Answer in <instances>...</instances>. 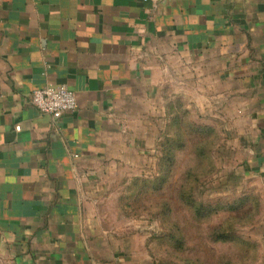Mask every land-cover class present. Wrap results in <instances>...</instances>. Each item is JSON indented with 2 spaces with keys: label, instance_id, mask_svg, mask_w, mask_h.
<instances>
[{
  "label": "crops",
  "instance_id": "0c3cea01",
  "mask_svg": "<svg viewBox=\"0 0 264 264\" xmlns=\"http://www.w3.org/2000/svg\"><path fill=\"white\" fill-rule=\"evenodd\" d=\"M182 66L264 189V0H0L1 261L114 264L97 227L104 179L155 146L154 102ZM53 85L76 111L34 106Z\"/></svg>",
  "mask_w": 264,
  "mask_h": 264
},
{
  "label": "rangeland",
  "instance_id": "374dc122",
  "mask_svg": "<svg viewBox=\"0 0 264 264\" xmlns=\"http://www.w3.org/2000/svg\"><path fill=\"white\" fill-rule=\"evenodd\" d=\"M184 79L183 66L164 76L155 146L104 179L97 227L111 263L264 264V189L231 121L202 108Z\"/></svg>",
  "mask_w": 264,
  "mask_h": 264
},
{
  "label": "built area",
  "instance_id": "2783aa9c",
  "mask_svg": "<svg viewBox=\"0 0 264 264\" xmlns=\"http://www.w3.org/2000/svg\"><path fill=\"white\" fill-rule=\"evenodd\" d=\"M32 103L42 113L60 117L66 112L78 109V100L74 92L65 85H53L35 89L32 93ZM20 130V127H17ZM0 264H7L0 260Z\"/></svg>",
  "mask_w": 264,
  "mask_h": 264
},
{
  "label": "trees",
  "instance_id": "16d2710c",
  "mask_svg": "<svg viewBox=\"0 0 264 264\" xmlns=\"http://www.w3.org/2000/svg\"><path fill=\"white\" fill-rule=\"evenodd\" d=\"M183 144V143H182Z\"/></svg>",
  "mask_w": 264,
  "mask_h": 264
}]
</instances>
